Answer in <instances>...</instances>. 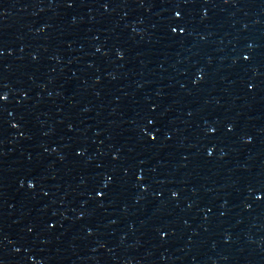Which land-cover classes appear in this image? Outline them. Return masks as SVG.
I'll list each match as a JSON object with an SVG mask.
<instances>
[{
	"label": "water",
	"instance_id": "water-1",
	"mask_svg": "<svg viewBox=\"0 0 264 264\" xmlns=\"http://www.w3.org/2000/svg\"><path fill=\"white\" fill-rule=\"evenodd\" d=\"M0 188L57 264H264V0H0Z\"/></svg>",
	"mask_w": 264,
	"mask_h": 264
}]
</instances>
